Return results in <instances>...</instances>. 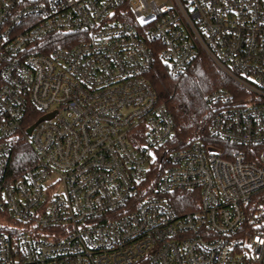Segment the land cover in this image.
I'll use <instances>...</instances> for the list:
<instances>
[{
    "label": "built area",
    "instance_id": "2783aa9c",
    "mask_svg": "<svg viewBox=\"0 0 264 264\" xmlns=\"http://www.w3.org/2000/svg\"><path fill=\"white\" fill-rule=\"evenodd\" d=\"M198 56L236 86L206 98L229 147L161 151L174 120L145 75ZM30 106L52 117L11 179ZM192 191V211L165 198ZM0 264H264V0H0Z\"/></svg>",
    "mask_w": 264,
    "mask_h": 264
},
{
    "label": "trees",
    "instance_id": "16d2710c",
    "mask_svg": "<svg viewBox=\"0 0 264 264\" xmlns=\"http://www.w3.org/2000/svg\"><path fill=\"white\" fill-rule=\"evenodd\" d=\"M79 33L60 34L48 37L44 40L50 44V49L63 46L64 39L69 38L71 44L82 39ZM46 52V51H44ZM153 88L157 102L163 104L174 120V135L160 150L173 152L188 148L194 142L211 144L215 147L228 148L229 145L208 136L214 113V107L206 98L215 90L225 89L236 91V86L223 75L206 57H196L190 69L185 75L176 78L168 74L167 68L158 60H154L151 69L145 75ZM42 116V113L33 107H28L22 122L21 132L12 142V153L7 170L8 177L17 179L24 171L35 165V158L25 138L26 130L34 125ZM222 156V155H221ZM165 167L164 161H157L151 169L150 177L155 176ZM198 191L173 192L165 198L180 212H188L197 209ZM254 202V201H253ZM253 202L248 206L246 227L248 219L253 211Z\"/></svg>",
    "mask_w": 264,
    "mask_h": 264
},
{
    "label": "water",
    "instance_id": "95a60500",
    "mask_svg": "<svg viewBox=\"0 0 264 264\" xmlns=\"http://www.w3.org/2000/svg\"><path fill=\"white\" fill-rule=\"evenodd\" d=\"M51 117H52V114H51V115H46V116L41 117V118H40V119H39L34 125H32L31 127H29V128L26 130V135H27V136H30L32 130L34 129V127H35L38 123H40V122H42V121H45V120H49Z\"/></svg>",
    "mask_w": 264,
    "mask_h": 264
}]
</instances>
